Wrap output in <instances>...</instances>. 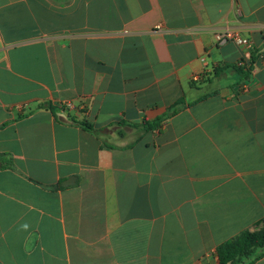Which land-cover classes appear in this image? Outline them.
Wrapping results in <instances>:
<instances>
[{"label": "crops", "instance_id": "obj_1", "mask_svg": "<svg viewBox=\"0 0 264 264\" xmlns=\"http://www.w3.org/2000/svg\"><path fill=\"white\" fill-rule=\"evenodd\" d=\"M263 54L264 0H0V264H219L264 225Z\"/></svg>", "mask_w": 264, "mask_h": 264}, {"label": "trees", "instance_id": "obj_2", "mask_svg": "<svg viewBox=\"0 0 264 264\" xmlns=\"http://www.w3.org/2000/svg\"><path fill=\"white\" fill-rule=\"evenodd\" d=\"M234 71L241 78H248L252 67L243 64L226 65L216 69V75ZM219 264H254L264 258V225L254 231H244L216 250Z\"/></svg>", "mask_w": 264, "mask_h": 264}, {"label": "built area", "instance_id": "obj_3", "mask_svg": "<svg viewBox=\"0 0 264 264\" xmlns=\"http://www.w3.org/2000/svg\"><path fill=\"white\" fill-rule=\"evenodd\" d=\"M216 37V41L219 45H225V44H228V43H234L238 46H242V47H246V48H251L252 47V42L243 37L239 32L237 31H233V30H228V31H224V32H220V33H217L215 35ZM208 54H205L203 56H201V62L204 64V67H205V72H204V75L206 76L207 73H208V70H209V63H208ZM260 60L263 62L264 64V54L263 55H260ZM242 64V63H241ZM201 77L199 76H195L193 78V81L195 82H198L200 81Z\"/></svg>", "mask_w": 264, "mask_h": 264}]
</instances>
